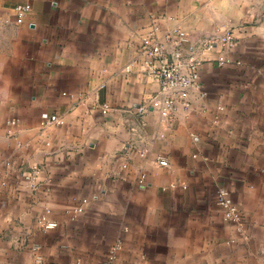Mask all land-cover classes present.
<instances>
[{
  "label": "crops",
  "instance_id": "crops-1",
  "mask_svg": "<svg viewBox=\"0 0 264 264\" xmlns=\"http://www.w3.org/2000/svg\"><path fill=\"white\" fill-rule=\"evenodd\" d=\"M154 26L187 33V102L148 69ZM117 242L116 264H264V0H0V264Z\"/></svg>",
  "mask_w": 264,
  "mask_h": 264
},
{
  "label": "built area",
  "instance_id": "built-area-1",
  "mask_svg": "<svg viewBox=\"0 0 264 264\" xmlns=\"http://www.w3.org/2000/svg\"><path fill=\"white\" fill-rule=\"evenodd\" d=\"M20 10L26 9L25 6H19ZM158 26H154L152 32L143 38L142 52L146 57V62L150 73L156 78L161 86L162 90L168 94L167 102L172 104L178 97L183 98L187 102L189 91L199 85V70L198 63L193 58H190L187 66L178 61L170 58L167 43H173L174 45L181 46L187 38V33L176 28L167 32L163 39L158 35ZM235 36L234 32L230 29L222 37V45L224 51L234 46ZM212 45H209V48ZM177 55H180L177 52ZM221 60H225L224 57ZM46 125H49L52 121L57 119L56 115L48 116L45 114ZM11 161H8V164ZM160 164L168 165L167 159H161ZM217 201L225 209V216L227 219L237 223L241 227L243 221V215L239 208L234 204L227 196V193L223 190L217 191ZM49 210H46L41 217L43 227L45 229L55 228L58 223L56 221L48 219ZM122 243L117 242L111 246L107 255L105 264H116L118 251L121 249Z\"/></svg>",
  "mask_w": 264,
  "mask_h": 264
}]
</instances>
